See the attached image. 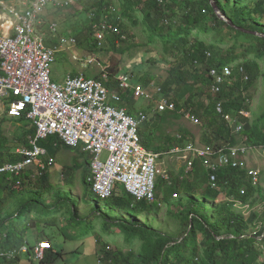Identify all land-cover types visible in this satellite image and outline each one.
I'll return each instance as SVG.
<instances>
[{
  "label": "trees",
  "instance_id": "trees-1",
  "mask_svg": "<svg viewBox=\"0 0 264 264\" xmlns=\"http://www.w3.org/2000/svg\"><path fill=\"white\" fill-rule=\"evenodd\" d=\"M120 1L121 10L118 14L119 12L111 11V5L107 0H100L93 16L89 19L85 40L91 41V45L97 48V41L94 38L96 25H100L105 19L114 31L106 30L114 39L118 38L123 42L125 35L122 29L127 25L126 19H129L134 24L142 25V32L148 42L161 43L166 53L173 57V60H170L165 55L164 62L168 68L162 82L158 84L162 88L160 95L168 97L173 95L171 98L175 101L176 107L174 110L155 113L143 121L139 132L145 146L151 148L153 144L152 128L165 127L171 119L181 118L187 109H192L194 115L198 116L206 127L203 142L207 145H237L241 141V135L247 136L251 143H264V113L258 120H251L240 114L242 109L250 112L248 88L243 83L253 84L257 81L261 74L258 62L252 60L237 63V65L242 63L250 79L247 82L240 81L238 68H234V74L226 81L222 92L211 97L209 103L205 104L203 98L206 91L211 90L212 85L209 68L232 65L236 61L213 56L211 51H214V46L201 36L208 28L215 30L218 27H225L235 32L236 35L231 37L244 34V31L237 26L246 29L252 27L264 34V24L262 25L255 17L251 18L254 22L249 24L246 16L248 13L252 14V11L264 16V0H257L253 10L243 7L241 3L237 5L239 0ZM214 3L236 26L219 18ZM208 18L213 22L209 27L205 24ZM172 23L176 24L172 25ZM77 39L82 41V38L77 37ZM257 39L264 43V36L258 35ZM207 51L211 52L209 58ZM124 52L125 49L121 51ZM198 64L203 71L197 66ZM252 66L255 68L253 69ZM118 71L112 66L110 77L115 76ZM111 78L107 84L116 88L117 82ZM152 79L151 74L136 76V82L141 81L147 85ZM122 96V105L127 107L130 114L137 116V110L129 106V102L135 100L133 90L130 89ZM218 100L223 101L225 112L234 116L237 122L243 125L241 134L236 133L234 127L217 112ZM151 109L152 106H147L145 111ZM10 118L14 121L26 120L25 117ZM6 119H0V166L24 158V154L20 152L4 151L10 141L4 128ZM188 133L184 131L180 136H176L177 138H173L174 141L170 139L168 147L165 148L167 150L163 151H169L175 146H184ZM23 134L20 140L26 148H30L29 136L36 134V128L31 126ZM50 138L42 140L40 144L45 146L44 144H47L45 141ZM47 148L51 154L53 149ZM153 149L161 152V147L158 145H154ZM182 168L178 174L170 171L168 181L163 177L158 179L157 187H161L163 191L158 195L156 193V200L152 202L136 201L128 192L125 196L113 194L108 199L116 202L115 210L97 204L91 206L85 215H80L79 204L68 191L53 186L48 169L37 174L34 181L33 168L23 172L22 183L19 186L16 183L18 178L9 180L6 175H2L0 176V246L18 248L28 243L33 247L39 240L51 239L52 249L48 251L45 260V263H49L62 256V252L55 249L53 240L56 232L61 230L64 235H68L67 231L71 230L73 223L79 227L82 221L89 217L91 225L88 232L94 229L93 223L100 220L103 231L116 229L115 231L124 235L123 239L128 245V250L120 248L106 250L109 242L96 239L104 246L102 250L104 249L106 258L111 260L112 264H264V259H258L260 251L256 244L258 236H262L261 240L264 241V225L259 235L248 234V228L258 218V213L252 212L246 217L233 208L237 201L252 203L256 194L263 195L261 186L252 185L248 168L228 166L219 169L218 188L211 187L209 171L200 159L193 161L191 170L187 171L186 164H183ZM90 175L91 168L85 176L88 183L87 190L91 192ZM26 185L29 188H25ZM242 189H245V193H241ZM221 194L226 197V201L214 204L213 202ZM124 201L128 203L127 206L122 205ZM161 202L168 205L178 204L182 207L179 212L182 229L179 233L165 232L146 222H139L136 218L141 213L155 212ZM121 210L129 213L130 216L118 214L117 212ZM34 228L38 231L39 238L35 243H31L26 234ZM23 256L25 255H18L13 260L1 258L0 264H20ZM28 261L32 264L29 257Z\"/></svg>",
  "mask_w": 264,
  "mask_h": 264
},
{
  "label": "built area",
  "instance_id": "built-area-1",
  "mask_svg": "<svg viewBox=\"0 0 264 264\" xmlns=\"http://www.w3.org/2000/svg\"><path fill=\"white\" fill-rule=\"evenodd\" d=\"M80 0H0V109L10 117H25L36 128V134L30 136V148L16 150L24 154L22 160L6 162L0 166V176L8 179L18 178L32 165L37 164L40 170L47 169L55 162L48 148L40 142L56 136L67 147H79L82 152L91 155V189L100 198L111 197L118 185L122 184L127 192L136 200L152 202L156 200L157 174L160 160L165 155H173L192 169L193 161L200 159L209 171V183L218 188L217 171L224 167L248 168L253 186H258L261 169L249 167L248 158L253 151L264 156V143L255 144L248 137L241 135L237 145L223 144L220 146L197 145L187 142L184 146H175L166 152H157L144 145L140 135V126L155 113L174 110L175 101L168 96H161L162 88L158 84L152 97L150 113L145 109H137L138 115L129 113L122 105L124 92L133 90L135 98H150V91L140 83L134 85L132 74L121 72L113 78L117 88L111 87L107 81L111 78L107 67L101 65L100 74L89 77L84 72L67 75L63 83L52 79L53 64L57 53L65 48L73 47L77 40L74 36L61 37L58 45L46 44L45 33L40 25L50 7H65L78 3ZM116 11L115 7H110ZM93 16V15H92ZM52 34L58 31L56 22L49 23ZM106 29L114 31L104 19L96 25V41L105 39ZM207 57L211 52H206ZM73 59L87 68L97 59L94 56L80 57L73 54ZM238 74L244 82L250 77L245 67L238 64ZM212 79L211 91L214 95L222 92L226 81L234 74L232 65L211 66L208 70ZM111 78V79H112ZM217 112L222 115L234 131L241 134L243 125L231 114H227L222 100L216 103ZM240 114L250 118L251 112L244 109ZM190 116V112H188ZM195 120V115L192 114ZM264 132V131H263ZM57 145V143H55ZM107 153L105 158L102 157ZM41 160V159H43ZM245 193V189L241 190ZM237 204H243L240 201ZM52 249L49 239L40 240L31 247L24 243L18 248L0 246V259L13 260L18 255H28L32 264H46V256ZM99 264H111L105 254L100 255Z\"/></svg>",
  "mask_w": 264,
  "mask_h": 264
},
{
  "label": "rangeland",
  "instance_id": "rangeland-1",
  "mask_svg": "<svg viewBox=\"0 0 264 264\" xmlns=\"http://www.w3.org/2000/svg\"><path fill=\"white\" fill-rule=\"evenodd\" d=\"M108 3L116 8V12L120 14V0H107ZM238 1V0H236ZM100 0H81L80 2L72 5H66L61 8H49L44 15V22L40 25L41 31L45 33L46 44L50 46L58 45L55 41L59 37L74 36L77 40L73 47L65 48L63 51L57 53V59L53 64L52 79L58 83H63L68 74L84 72L89 77H95L99 75L101 65L110 68L114 66L120 72H128L132 74L131 84H138L147 91H150V98H135L129 102V106L137 109H146L150 104H153L152 97H158L156 93V86L158 83L162 82L163 76L166 74L168 65L164 62L165 55L168 59L173 60V57L166 53L164 46L161 43H150L142 32L141 24H134L133 21L126 19L127 25L122 29L124 32L125 41L120 39H114L111 33L105 32V39L103 38L101 43H97V48L91 45V41H87V29L89 19L92 17L95 9L97 8ZM257 0H239L236 4L246 6L248 9L253 10L256 5ZM233 4V3H232ZM1 11V8H0ZM115 13V11H113ZM248 17V23H253L251 18L255 17L256 20H260L261 24H264V16L259 15L252 11L246 15ZM259 16V17H258ZM56 22L58 24L57 34H52L49 29L50 22ZM176 23H172V25ZM205 24L211 26L213 22L210 18L205 21ZM244 31V30H243ZM261 33L252 29V27L247 28L244 34L237 37L235 32L229 31L225 27H218L215 30L209 29L205 31L201 36L214 47V51H211L213 56H218L219 58H225L226 60H234L233 67H237V63L243 61H254L256 60L260 68V76L253 84L243 83L244 86L248 88V98L250 103L251 120L259 119L261 114L264 113V43L259 41L258 34ZM1 33V32H0ZM254 34V35H252ZM78 38H82L79 41ZM96 40V36L94 34ZM52 41V42H50ZM125 49L124 53L123 50ZM76 53L80 57H87L93 55L97 59L93 64L89 65L87 68L81 67V62L73 59V54ZM242 64V63H241ZM202 71L203 68L200 64L197 65ZM110 67V68H109ZM254 69L255 66H252ZM148 74L153 75V79L147 85L140 82H136V76H147ZM242 77L238 76L241 81ZM113 80V78H112ZM117 88V87H116ZM118 89V88H117ZM121 94H124V90L118 89ZM210 94V96L208 95ZM173 97V95H171ZM215 97L213 92L208 89L203 98L205 104L209 103L210 98ZM187 109L184 115L178 119H171L168 124L161 128H152L151 132L153 134V144L161 147V152L168 147V141H174L173 138H177L184 131H188L189 136L185 140L187 142H193L199 145H205L203 142V134L206 127L203 125L202 120L195 115V120L192 118L194 115L192 109ZM150 113V110L147 111ZM190 112V116H188ZM7 118L4 123L5 133L10 138L7 147L4 151L16 152V150H24L26 146L20 140L30 127L31 123L28 120L24 121H14L10 117H7L0 109V119ZM183 129V131H182ZM182 132V133H181ZM166 137V139H165ZM14 138V139H13ZM30 140V136H29ZM58 139L56 136L51 137L50 140L45 141L44 144L47 147L53 149L52 155L55 157V162L49 166L48 174L51 183L55 188H61L63 191H68L70 196L75 198L77 204H79L80 215H85L89 212L91 206L99 204L103 208H111L115 210L116 202L108 198H100L94 191H88V183L85 180V176L90 170L91 155L87 152H82L79 147H67L63 144L57 146L55 142ZM143 141V140H142ZM30 142V141H29ZM44 146V147H45ZM107 153L105 152L102 157L105 158ZM159 170L157 174V184L158 179L163 177L164 180H170V171L175 174L180 172L183 166L181 159L173 155H165L160 160ZM249 167H258L261 169L260 184L263 190V195L256 194V197L252 200V203L237 204L235 202L234 209L236 211L242 212L246 217L252 212L258 213V218L249 226L248 234H260V230L264 225V156L257 151H253L251 156L248 158ZM37 164L33 165V169L36 171L35 167ZM35 180V177H32ZM27 187V185L25 186ZM162 188L157 187L156 193L161 194ZM126 190L122 184L118 185V189L114 193L116 196H125ZM49 197V195H47ZM162 201L161 198H158ZM210 200V199H208ZM138 201V200H136ZM226 201V197L221 194L213 202L217 204L219 202ZM123 206H127L126 201L123 202ZM159 209L155 212H145L138 214L139 222H146L154 227H158L165 232L177 234L182 229L181 218L179 217V212L182 207L178 204L168 205L165 202H161L158 207ZM118 214H123L127 217L130 216L129 213L125 211L117 212ZM91 218L84 219L82 225H71V230L67 231L64 235L61 230L56 232L54 243L55 249L62 252V256L57 258L55 261L46 264H99V257L104 253V247L101 243L97 242L96 239L100 238L102 242L105 240L109 242L106 250H114L116 248L128 250V245L124 241V235L112 229L111 231H103V224L100 220L94 222V229L88 232L89 226L91 225ZM44 235V234H43ZM26 236L31 243H35L38 240V231L35 228L29 231ZM45 238L48 236L44 235ZM263 237H257V248L260 251L259 260L264 259V241ZM50 241H52L50 239ZM111 261V260H110ZM20 264H29L28 255L22 257ZM112 264V261H111Z\"/></svg>",
  "mask_w": 264,
  "mask_h": 264
},
{
  "label": "crops",
  "instance_id": "crops-1",
  "mask_svg": "<svg viewBox=\"0 0 264 264\" xmlns=\"http://www.w3.org/2000/svg\"><path fill=\"white\" fill-rule=\"evenodd\" d=\"M81 1V0H80ZM79 1V2H80ZM76 4V3H75ZM74 5V4H73ZM50 8H60V7H50ZM2 31V27H1V25H0V32ZM58 32V31H57ZM108 32V31H107ZM96 33V32H95ZM57 34V33H56ZM59 38H61V37H59ZM59 38H57L55 41H57L58 42V40H59ZM97 46H98V44H97ZM91 56H93V55H91ZM81 72V71H80ZM77 73H79V72H77ZM77 73H71V74H77ZM121 73V72H120ZM120 73H117L115 76H117L118 74H120ZM100 74V73H99ZM69 75V74H68ZM115 76H113V77H115ZM136 109V108H135ZM5 114V113H4ZM7 117H10V116H8L7 114H5ZM14 118H19V117H14ZM29 121V120H28ZM30 122V121H29ZM31 123V122H30ZM31 126H33L34 127V125H32V123H31ZM180 136V135H179ZM142 137V136H141ZM58 139V138H57ZM55 143H57V145L59 144V143H61V144H63L61 141H57V142H55ZM196 144V143H195ZM64 145V144H63ZM197 145H199V144H197ZM205 145H207V144H205ZM43 146V145H42ZM149 148V147H148ZM151 149H153V148H151ZM51 155V154H50ZM51 156H53V155H51ZM54 157V156H53ZM55 158V157H54ZM45 158H43V159H41V160H43V161H45L44 160ZM22 160V159H21ZM50 166V165H49ZM49 166L47 167V169H49ZM30 168H33V165L30 167ZM29 168V169H30ZM28 169V170H29ZM35 169H36V171L34 170L33 172V176L32 177H36L37 175H35V173H37V170H40V168H39V166H38V161H37V166L35 167ZM169 178V177H168ZM124 189H125V187H124ZM126 190V189H125ZM126 192H127V190H126ZM40 241V240H39Z\"/></svg>",
  "mask_w": 264,
  "mask_h": 264
},
{
  "label": "water",
  "instance_id": "water-1",
  "mask_svg": "<svg viewBox=\"0 0 264 264\" xmlns=\"http://www.w3.org/2000/svg\"><path fill=\"white\" fill-rule=\"evenodd\" d=\"M214 8H215V12H216V14L219 16V18H221V19H223V20H226V21H228L231 25H233V26H236L230 19H228L227 18V16L215 5V3H214ZM237 28L238 29H240V30H244V31H246L247 29L246 28H242V27H238L237 26ZM256 34H258V35H260V36H264V34H262V33H258V32H255Z\"/></svg>",
  "mask_w": 264,
  "mask_h": 264
},
{
  "label": "bare ground",
  "instance_id": "bare-ground-1",
  "mask_svg": "<svg viewBox=\"0 0 264 264\" xmlns=\"http://www.w3.org/2000/svg\"><path fill=\"white\" fill-rule=\"evenodd\" d=\"M52 71H53V70H52ZM2 112L6 114V112H5V111H3V110H2ZM42 240H44V239H42Z\"/></svg>",
  "mask_w": 264,
  "mask_h": 264
}]
</instances>
